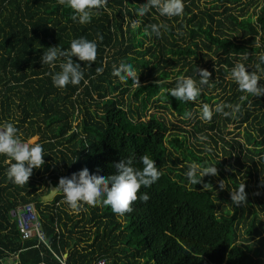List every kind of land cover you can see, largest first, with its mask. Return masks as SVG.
Returning <instances> with one entry per match:
<instances>
[{"label":"trees","instance_id":"1","mask_svg":"<svg viewBox=\"0 0 264 264\" xmlns=\"http://www.w3.org/2000/svg\"><path fill=\"white\" fill-rule=\"evenodd\" d=\"M145 2L107 0L81 25L59 0H0V123L12 122L21 140L38 136L44 155L23 186L6 177L9 164L0 155V264L15 252L20 264H264V95L239 91L229 77L243 63L264 85L258 59L264 54V0H208L202 6L201 0H183L182 15L171 18L155 9L138 16L136 8ZM152 24L165 26L160 37L147 34ZM81 37L97 44L92 66L81 62L87 84L57 89L51 74L63 58L42 65V52L68 49ZM121 63L133 65L140 85L112 75ZM196 67L211 76L195 101L161 93L175 87L178 75L198 83ZM199 102L224 105L229 115L214 113L204 122ZM230 124L239 132L227 139ZM201 136L221 144L228 159L217 162L220 174L224 164L237 165L227 170L224 190L218 188L221 175L205 176L207 189L184 175L192 163L215 162L213 147H198ZM145 154L155 160L160 179L142 187L149 200L138 198L124 215L103 205L70 214L61 193L46 202L38 191L85 167L107 176L128 155L140 167ZM242 183L247 202L230 210V187ZM29 203L44 242L22 239L10 221L11 208Z\"/></svg>","mask_w":264,"mask_h":264},{"label":"clouds","instance_id":"2","mask_svg":"<svg viewBox=\"0 0 264 264\" xmlns=\"http://www.w3.org/2000/svg\"><path fill=\"white\" fill-rule=\"evenodd\" d=\"M59 3L72 10L71 19L74 22L83 25L91 22L93 13L104 8L107 0H59ZM150 9H155L160 16L171 18L182 15L184 4L183 0H146L136 8V13L143 17ZM132 26L136 27L135 21ZM164 27V25L152 24L151 31L147 34L160 37L161 28ZM97 39L102 37L98 35ZM96 48L95 41H89L83 37L72 40L68 49H60L57 46L47 47V51L42 52L40 58L42 65L51 67L57 60L63 58V62L59 64L60 70L51 74L52 85L57 89H64L68 85H79L81 81L87 84L81 62H87L85 66L90 68L96 60ZM258 59L260 63H264V54ZM247 69L243 63H236L229 72L230 79L236 83L241 92L252 97L264 95V85L258 86V81L262 77ZM195 71L196 75L199 73L198 83L191 76L178 75L175 78V87L161 89V93L169 94L177 101H195L200 95L201 86L206 85L211 76L205 68L196 67ZM102 72L103 68H96L97 74ZM112 75L125 82L131 80L134 86L140 85L139 74L130 63H121L119 67L114 68ZM224 107L221 104H216L214 107L203 104L199 118L204 122H210L214 113L228 116L229 113L224 111ZM236 111H239V108ZM187 115L190 117L192 114ZM199 139L205 138L201 136ZM0 155L5 156L9 164L6 177L18 186L27 184L33 169H39L44 164L43 148L37 142V138L21 140L18 129L12 122L0 123ZM218 161L208 162L204 166L192 163L184 175L191 184H202L203 189H207L209 183H205L203 178L218 176L216 167ZM138 162L141 166H134V155H128L116 162L113 165L114 173L107 176L100 174L99 170L90 173L85 167L70 176L60 177L56 187L51 190L62 194L63 203L67 205L70 214H78L84 205L91 207L103 205L110 207L111 211L117 215H124L132 210L131 205L138 198L145 203L149 200L148 193L140 192V189L150 188L161 176L155 160L148 155H141ZM218 188L225 189L223 180L218 181ZM230 197L234 206L246 203L245 184L242 183L238 188L230 191Z\"/></svg>","mask_w":264,"mask_h":264},{"label":"built area","instance_id":"3","mask_svg":"<svg viewBox=\"0 0 264 264\" xmlns=\"http://www.w3.org/2000/svg\"><path fill=\"white\" fill-rule=\"evenodd\" d=\"M16 225L22 239H29L33 236L39 240L45 241V234L41 223L35 214V209L32 203L18 207L15 213ZM104 261L101 260L99 264ZM8 264H18V256L13 255V261Z\"/></svg>","mask_w":264,"mask_h":264},{"label":"rangeland","instance_id":"4","mask_svg":"<svg viewBox=\"0 0 264 264\" xmlns=\"http://www.w3.org/2000/svg\"><path fill=\"white\" fill-rule=\"evenodd\" d=\"M208 1V0H201V6L203 5V4H205L206 2ZM255 6H253V5H251L249 8H248V10L250 11V12H252V10H253V8H254ZM210 53V52H209ZM211 54V53H210ZM217 92H220L221 93V95L222 94H224L222 91H220V90H218ZM217 92H215V91H213V94H215V93H217ZM221 97V96H220ZM203 105V102H199L198 103V107L201 109V106ZM210 107H214L216 104H214L213 102H211V103H209L208 104ZM229 131H231V133L230 134H228V135H225L226 136V138L227 139H230L236 132H239V129L238 128H236V126L234 125V124H230L229 125ZM241 129V128H240ZM240 136H241V134H240ZM33 137H36L37 139H38V136H33ZM205 139H203V140H200L201 141V143L203 144L202 146H198V147H206V148H211V147H213L214 148V151H213V154L210 156L212 159H214L215 161H222L223 159H225V160H227L228 158H227V156H224V154L221 152V149H220V147H221V144L220 143H218V145L217 146H214V144L212 143V141H211V138H209V137H204ZM190 139L192 140V138L190 137ZM238 150V149H237ZM218 161V162H219ZM231 162H232V160H231ZM233 163V162H232ZM218 165V164H217ZM233 165H234V167H229V164L228 163H226V164H224L223 166H222V170H221V173L222 174H220L219 172H218V176H220L221 175V177H220V179L221 180H223L224 181V183H225V186H226V184H228L229 183V180H228V178H229V175H228V172H227V170H231V171H234L236 168H237V165H235L234 163H233ZM235 168V169H234ZM219 180H217V182H218ZM234 189H236V188H234V187H230V190H229V192H228V195H227V200H228V203H227V206L230 208V210H232V201L230 202V200H231V197H230V191H233Z\"/></svg>","mask_w":264,"mask_h":264},{"label":"crops","instance_id":"5","mask_svg":"<svg viewBox=\"0 0 264 264\" xmlns=\"http://www.w3.org/2000/svg\"><path fill=\"white\" fill-rule=\"evenodd\" d=\"M45 186H46L45 184L42 185V186H40V188H38V189H39L38 191H40L41 194H42V200L48 202V201L53 200V198L56 197V196L59 194V192H54V193L49 197V194H50V192H51V188H52V187L55 188L56 185H54V184H52V183H48L47 186H46V187H45ZM45 189H48V191H47L46 193H44V190H45ZM16 210H17V208H15V209H12V208H11V210H9L10 215L12 216V218L10 219V221H11L12 223H14V221H16V217H15ZM35 210H36V209H35ZM36 213H37V211H36ZM39 221H40V220H39ZM40 223H41V222H40ZM15 254L18 255V253L15 252V253H11L10 255H8V256H6L4 259H2V264H8V263L12 262V261H13V255H15ZM65 256H66V254H63V257H65ZM18 264H20L19 257H18Z\"/></svg>","mask_w":264,"mask_h":264},{"label":"water","instance_id":"6","mask_svg":"<svg viewBox=\"0 0 264 264\" xmlns=\"http://www.w3.org/2000/svg\"><path fill=\"white\" fill-rule=\"evenodd\" d=\"M52 188H54V187H52ZM52 188H51V189H52ZM53 193H54V192H52V190H51V192H50V194H49V197H50Z\"/></svg>","mask_w":264,"mask_h":264}]
</instances>
